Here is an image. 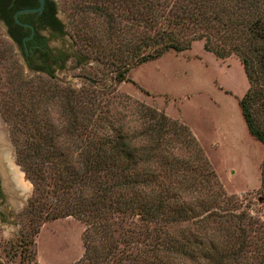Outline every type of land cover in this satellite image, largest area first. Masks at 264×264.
<instances>
[{
  "label": "trees",
  "instance_id": "obj_1",
  "mask_svg": "<svg viewBox=\"0 0 264 264\" xmlns=\"http://www.w3.org/2000/svg\"><path fill=\"white\" fill-rule=\"evenodd\" d=\"M70 2L72 57L103 60L115 82L128 80L131 66L193 40L217 57L235 54L248 82L237 103L248 133L263 145L264 189V0ZM67 56L59 48L53 58L27 65L46 76L27 87L33 77L22 78L15 66L0 89L16 160L32 183L20 257L33 259L41 222L71 215L84 224L80 263L264 264V224L219 207L233 199L213 186V170L189 127L85 72L84 86H60L55 69ZM52 100L64 123H54L42 105ZM129 106L141 110H133L132 124Z\"/></svg>",
  "mask_w": 264,
  "mask_h": 264
},
{
  "label": "rangeland",
  "instance_id": "obj_2",
  "mask_svg": "<svg viewBox=\"0 0 264 264\" xmlns=\"http://www.w3.org/2000/svg\"><path fill=\"white\" fill-rule=\"evenodd\" d=\"M55 1L57 16L66 24L67 32L57 38L50 37L48 43L59 46L69 55L64 66L55 69L59 85L84 86L85 72L97 85L107 84L110 91L126 94L138 103L160 109L168 117L186 124L213 170L216 180L213 186L222 190V196L233 199L230 203L219 201V207L243 210L256 223L264 224V189L260 185L263 145L248 133L237 103L248 85L238 57L235 54L217 57L203 48L202 40H193L186 49L166 50L154 59L131 66L127 72L128 80L115 82L107 78L103 60L87 57L77 61L72 57L77 53L69 34L73 7L70 0ZM0 57L1 90L5 91L7 85L6 71L12 72L15 66H20L22 78L33 77L25 87L36 85L37 77H46L26 65L20 49L10 42L1 25ZM77 57L81 59L82 54ZM23 96L28 101L25 94ZM42 105L46 106L54 123H64L57 102L46 101ZM116 107L124 110L118 104ZM133 110L141 111L129 106L127 112L132 113L126 117L130 124L137 118ZM0 123V150L3 149L0 154L21 187V190H11L9 185L10 192L0 202V264H85L79 261L83 252L84 224L71 215L41 222L30 245L33 259L20 257L19 234L26 224L22 211L32 192V183L16 160L14 142L1 110ZM260 227L264 230V226ZM28 250L29 247L25 251L31 254Z\"/></svg>",
  "mask_w": 264,
  "mask_h": 264
},
{
  "label": "flooded vegetation",
  "instance_id": "obj_3",
  "mask_svg": "<svg viewBox=\"0 0 264 264\" xmlns=\"http://www.w3.org/2000/svg\"><path fill=\"white\" fill-rule=\"evenodd\" d=\"M56 10L55 0H0V25L10 42L20 49L26 65L34 66L41 63L45 55L53 58L58 54L59 46L48 43L50 37L64 34V22ZM3 158L2 164L0 161V202L6 199L10 187L15 189L11 171Z\"/></svg>",
  "mask_w": 264,
  "mask_h": 264
},
{
  "label": "water",
  "instance_id": "obj_4",
  "mask_svg": "<svg viewBox=\"0 0 264 264\" xmlns=\"http://www.w3.org/2000/svg\"><path fill=\"white\" fill-rule=\"evenodd\" d=\"M40 2H41V0H40ZM89 81H92V79L91 78H87ZM1 124V123H0ZM10 171H11V169H10ZM11 182H12V186L13 187H15L16 188V190H21V187L19 186V184L16 182V180L13 178V176H12V180H11Z\"/></svg>",
  "mask_w": 264,
  "mask_h": 264
},
{
  "label": "bare ground",
  "instance_id": "obj_5",
  "mask_svg": "<svg viewBox=\"0 0 264 264\" xmlns=\"http://www.w3.org/2000/svg\"><path fill=\"white\" fill-rule=\"evenodd\" d=\"M1 137H2V136H1ZM1 137H0V141H1V139H2Z\"/></svg>",
  "mask_w": 264,
  "mask_h": 264
}]
</instances>
